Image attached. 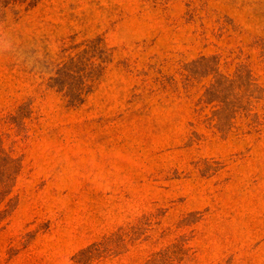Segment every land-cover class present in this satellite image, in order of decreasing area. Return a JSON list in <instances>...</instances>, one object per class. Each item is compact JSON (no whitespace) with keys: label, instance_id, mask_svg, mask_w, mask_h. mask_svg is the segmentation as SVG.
<instances>
[{"label":"rangeland","instance_id":"374dc122","mask_svg":"<svg viewBox=\"0 0 264 264\" xmlns=\"http://www.w3.org/2000/svg\"><path fill=\"white\" fill-rule=\"evenodd\" d=\"M0 264H264V0H0Z\"/></svg>","mask_w":264,"mask_h":264}]
</instances>
